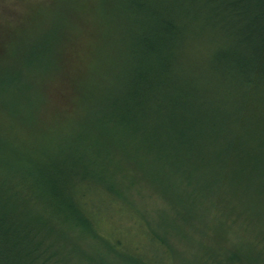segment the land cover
<instances>
[{
  "label": "trees",
  "instance_id": "16d2710c",
  "mask_svg": "<svg viewBox=\"0 0 264 264\" xmlns=\"http://www.w3.org/2000/svg\"><path fill=\"white\" fill-rule=\"evenodd\" d=\"M3 1L22 10L0 13V173L25 192L0 195L41 201L45 235L0 204V264H264V0H210L206 34L170 0L122 1L111 31L90 0L69 26L56 0Z\"/></svg>",
  "mask_w": 264,
  "mask_h": 264
},
{
  "label": "rangeland",
  "instance_id": "374dc122",
  "mask_svg": "<svg viewBox=\"0 0 264 264\" xmlns=\"http://www.w3.org/2000/svg\"><path fill=\"white\" fill-rule=\"evenodd\" d=\"M83 0H56V3L60 6H58L60 9H66L64 14V19L61 22V15L58 14V21H60L61 23H64V26H69L70 25V19H71V15L69 14L70 12L75 13L74 11L77 10V7L80 5V3ZM126 2V0H90L86 5V19L89 20L90 19V15H92L93 17V21L96 22H100L102 24H105V21H107L108 23H110V31H111V25L114 24H118L123 22V18L121 16H116L115 15V11L114 9L116 7H119L121 2ZM220 3H223L224 9H227V0H217ZM254 0H252L253 2ZM3 0H0V13L3 14L5 13L4 9H7L8 11V15L10 16H16L19 15V13L21 12L22 8L17 6L12 5L11 7H7L4 3ZM171 3H176V4H184L186 6H188V9L185 13H182L184 15V19L187 22L190 23H196L197 25L193 28V30H195L198 33L201 34H206L207 31L209 32H213V30L211 29L212 25H216L218 22L222 21V19L224 18L225 14H220L218 16H214L212 15L213 12V4L212 2H210V0H170ZM55 3V1H54ZM84 4V2H83ZM181 5V6H184ZM100 8H104V10L109 11L110 13L106 15L105 19L103 18V16L101 15V13L99 12ZM111 9V11H110ZM220 9V8H219ZM221 11V10H220ZM14 12V13H12ZM69 14V15H68ZM105 20V21H104ZM59 22V23H60ZM107 23V24H108ZM219 31H223V30H219ZM214 33V32H213ZM218 33V31L216 32V34ZM109 37L111 36V40H116V36L113 33H108ZM122 36V35H121ZM121 36L119 37V40L121 38ZM85 41V38H79L78 41ZM215 50L211 51V53H213ZM64 80V79H63ZM63 80H54V81H49L50 85L48 88H50V91L47 90V93L49 95V97L51 98V101L53 102V104L56 107H60V110H64L66 108H68L70 105H66L65 103H62V100L59 99V97L62 95L61 92H59L55 86V84H57L59 81H63ZM65 81V80H64ZM61 84V83H60ZM62 86V85H61ZM61 89V87H59ZM71 89L69 88H65V93L67 94L68 92V97L70 98L69 100H74V95L71 91H69ZM76 103V102H75ZM78 104V102L76 103ZM73 105V104H72ZM68 120L65 123L64 127L61 130V134H64V130H66V128L68 127ZM12 152V156H15L16 159H27L29 156H32V151L28 148H18L15 153H13L14 150L10 149V148H6V152ZM11 154V153H9ZM2 171V170H1ZM8 174H2L0 173V179L4 178V176L6 177L5 181L0 180V186H2L1 191H8L10 188H12L13 186H17L19 188H21L24 192L25 189L23 188V186L25 185V183L23 182H12L11 176ZM36 183V182H35ZM34 183V184H35ZM37 186V185H35ZM36 189V187H34ZM0 191V192H1ZM2 193V192H1ZM23 202H21L20 206H18V208L14 207L12 205V203L10 202V200L7 197H4L2 195H0V204H3L4 206V211H7L9 213H17L18 215H20L19 218H15V220L17 222H21V224L27 228H33L34 232L37 231V238L38 239H42L43 236L45 235L43 233L44 230V226L42 224V218H43V212H42V208L43 205L41 203V201L33 198L28 200L27 197H23ZM136 201L142 205L140 206L144 212H150L151 209L152 211L160 208L163 206V201L161 199H159L157 196L154 195V193L149 192L147 190L142 191L140 194L135 195ZM17 199V198H15ZM16 202H19L18 200H16ZM33 208V212L29 213L30 208ZM7 210H6V209ZM113 218V217H112ZM115 221H118V218H114ZM112 221V220H111ZM126 241V244L128 246H130V250H136L140 253H142V255H146V256H150L152 253H155V251H153V247L152 245L148 244V238L145 236V234L139 235L137 233H134L133 236H128L127 238H124Z\"/></svg>",
  "mask_w": 264,
  "mask_h": 264
}]
</instances>
